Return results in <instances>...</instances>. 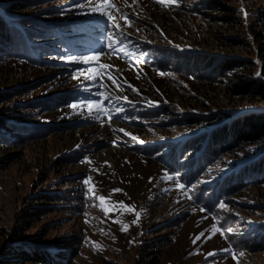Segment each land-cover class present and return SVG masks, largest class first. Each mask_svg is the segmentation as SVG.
Returning a JSON list of instances; mask_svg holds the SVG:
<instances>
[{
    "label": "rangeland",
    "instance_id": "rangeland-1",
    "mask_svg": "<svg viewBox=\"0 0 264 264\" xmlns=\"http://www.w3.org/2000/svg\"><path fill=\"white\" fill-rule=\"evenodd\" d=\"M203 1L177 0L178 6L163 7L156 0H112L127 14L126 21L113 11L114 22L125 33L123 37L113 35L118 30L108 20L106 34H97L89 24L98 26L102 22L97 21L106 18L84 14L85 10L76 7L82 0H54L17 16L30 19L38 11L49 8L74 11L72 19L81 21L78 34L84 37L79 42L66 43L73 56L62 52L57 60L47 58L56 60L57 65L52 69L49 65L31 69L12 67V75L2 81L0 90L30 85L29 99L70 92L75 94L77 105L101 101L111 119L108 115L96 119L87 108L66 106L65 110H53L39 117L40 124L63 125L53 134L30 141L17 138L13 146H0V249L14 242L18 235L37 245L55 247L79 237L78 255L70 264H141L150 259L157 264H264V251H235L226 234L210 231L213 226L219 227L218 217L202 211L189 198L188 189L178 187L181 184L178 174L168 166V161L160 160L168 153L167 148L157 154L146 153L148 148L176 144L195 132L181 123L183 114L193 106L206 111L205 116L218 112L236 116L251 110L264 111L262 95L232 91L233 85L244 82L250 73L252 79L264 84V19L254 31L251 23L257 20L250 18L243 6L244 0H217L225 8L239 11L242 19L230 15L226 20H213L214 16L228 14L193 11ZM6 3L0 1V6ZM258 8L264 9V0L258 2ZM114 40L121 41L114 44L117 51L109 47ZM147 41L189 53L201 51L251 63H246L241 70H232L239 77L229 71L224 82L213 84L205 91L180 78L165 77L148 65L142 50ZM97 54L100 59L93 62L91 72L78 74L90 65L69 62L72 57ZM92 75L101 79L94 83L87 78ZM161 80L163 87L158 84ZM19 100H0V112L14 110ZM153 102L160 107L170 106L171 114L151 117L138 108ZM263 149L264 141H261L245 148V152L235 151L233 158L222 156L201 181L212 183L215 177L229 171L234 162ZM68 155L71 157L65 160ZM88 177L91 180L85 185L83 181ZM92 185L97 196L109 197L114 189H121L122 192L110 196V201L135 205L140 212L139 220L136 221L134 213L121 214L122 210L105 216L95 206L98 200L88 193ZM44 194L56 195L54 199H71L81 210L46 212L53 204L41 200L45 199ZM65 204L60 201L54 205ZM221 204L225 205L220 207L221 213L252 228L264 224V187L248 186L237 194L225 196ZM114 220L120 222L114 223ZM124 224L128 225L126 231L122 230ZM231 252L236 253V259Z\"/></svg>",
    "mask_w": 264,
    "mask_h": 264
},
{
    "label": "trees",
    "instance_id": "trees-1",
    "mask_svg": "<svg viewBox=\"0 0 264 264\" xmlns=\"http://www.w3.org/2000/svg\"><path fill=\"white\" fill-rule=\"evenodd\" d=\"M0 1L8 2L0 6V10L8 17L0 13V85L3 80L12 75V67L23 66L31 69L49 65V69H52V66L56 67V60L61 57L62 52L71 56L66 43L73 40L69 39L70 36L76 35L80 29L78 24L80 20L72 19L74 11L71 13V11L49 8L38 11L30 19L18 18L17 16L25 15L21 13L40 9L45 3H51L54 0H16L10 3L9 0ZM261 1H243V6L249 11L250 18L257 20L251 23L254 31L263 24L264 9H256L258 2ZM198 7L193 11L211 10L228 14L227 17L214 16L213 20H226L231 18L230 15L242 19L239 11L227 9L217 0H204L200 5L198 3ZM142 50H144L143 54H146L148 65L163 73L162 75L180 78L191 86L196 84L200 89H209L213 84H221L229 71L231 75L239 77L238 72H232V70H241L246 63H251L243 59L219 57L216 54L201 51L188 53L181 49L147 44H143ZM47 58L56 60L48 61ZM252 76L253 74L250 73L244 82L233 85L232 91L238 94L249 92L262 95L264 98V84L252 79ZM158 84L163 87L162 80ZM28 87L30 85L12 86L9 89L0 90L2 102L20 99L14 110L0 112V146L3 148L17 144V138L30 141L59 130L63 125L38 123L40 115L58 109L65 110V107L73 104L76 99L75 94L70 92L50 93L42 99H29L31 92ZM165 93L169 95L168 91ZM138 108L143 109V112L151 117L171 114L170 106L153 110H148L146 107ZM187 112L183 114L181 123L196 131L176 144L155 145L148 148L146 153L157 154L161 153L162 149H168V153L162 155L160 160L168 161L166 163L171 166L173 172L178 174L179 181L188 189L194 204L211 216L218 217V226L222 225L226 229H231L230 233H226V238L233 250L264 251V224H258L257 227L252 228L247 223H242L237 218L220 212V201L225 196L237 194L248 186L264 187V149L254 156L245 157L243 161L234 162L229 171L215 177L212 183L201 181L202 176L213 168L222 156L233 158L235 151L242 152L251 144L264 141V111L251 110L236 116L218 112L205 116L206 111L197 110L193 106ZM10 132L16 137H12ZM70 155L66 156L65 160H68ZM42 196L45 198L41 199L42 201L53 204L46 212L81 210L71 199L64 197L54 199L56 195L48 194ZM60 201L66 204L54 205ZM14 240L0 249V264H70V260L78 255L80 245L79 237L67 239L58 247L37 245L33 243V240L30 241L20 235ZM141 264H157V262L150 259L149 262Z\"/></svg>",
    "mask_w": 264,
    "mask_h": 264
},
{
    "label": "snow or ice",
    "instance_id": "snow-or-ice-1",
    "mask_svg": "<svg viewBox=\"0 0 264 264\" xmlns=\"http://www.w3.org/2000/svg\"><path fill=\"white\" fill-rule=\"evenodd\" d=\"M156 2L159 3L163 7H170L173 5L178 6L177 0H156ZM76 7L80 8L82 10H85L84 14H98V15L106 18V20L113 22L111 26L118 30L117 33L113 34L114 36L119 34L121 37H123L125 35V33L120 30V25L118 23L114 22L115 17L113 15V11L120 13L121 18L126 20V21H127V14L121 12V9L117 8L115 6V4L112 2V0H82L81 3L76 5ZM242 11H243V9H242ZM245 16H247L246 12H245ZM129 26H131L130 22H129ZM120 42H121L120 40H114L113 44L109 45V47H112L113 51H117V49H115V47H114V44H117ZM120 51H123V49H120ZM125 54H129V53H125ZM99 59H100V56H99V54H97V55H91V56L72 57L69 62L82 63V64L90 65V67L88 69L81 70V72L78 73V74H83V72H91L93 70V66H94L93 62L98 61ZM105 75H107V73H105ZM74 78H76V77H74ZM87 78L92 80L94 83L98 82V80L101 79V77H98L96 75L88 76ZM109 79H112L113 83L116 82L115 79L111 76H109ZM100 95H103V94L100 93ZM78 106L82 109L83 108L89 109V114L92 115L96 119H101L105 115H108L109 119H111L110 115L107 113V111H106L105 107L102 105L101 101L90 100V101L84 102L80 105H77L75 103L70 105V107H72L74 109L77 108ZM126 135H127V133H126ZM133 139H135V137H133ZM88 162L91 163L90 161H88ZM90 180H91V177H88L83 181V183L85 185H89ZM178 187L180 189L186 191V186L184 184H179ZM87 190L93 199L98 200V204H96L95 206L100 208V210L104 212L105 216H108V214L110 212H116V211L122 210L121 214H123L125 212L134 213L135 217H136V221L139 220L140 212L136 210L135 205H127L123 201H119V202H111L110 201V196L116 192H122L121 189H114L113 193L109 194V197H105L103 195L97 196L96 192H95V186L94 185L89 186ZM189 198H191V197H189ZM220 207L223 208V207H225V205L221 204ZM202 211H204V210L202 209ZM136 221H133V223H135ZM113 222L119 223L120 221L114 220ZM127 228H128V225L124 224L122 227V230L126 231ZM210 231H213L214 234H215V232H220L221 234H226V233H230L231 229H226L221 225L219 227L213 226V228L210 229ZM201 235H203V234H201ZM199 238L200 237L198 236L196 239H199ZM225 251H229V250H225ZM230 254L233 256L234 259H236V253L235 252H231ZM209 255H215V253H210ZM240 255H243V253H240Z\"/></svg>",
    "mask_w": 264,
    "mask_h": 264
}]
</instances>
